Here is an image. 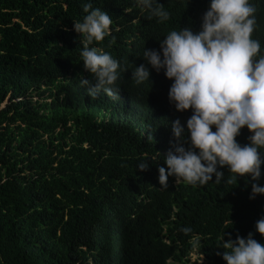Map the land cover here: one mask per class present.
Segmentation results:
<instances>
[{"label":"trees","instance_id":"obj_1","mask_svg":"<svg viewBox=\"0 0 264 264\" xmlns=\"http://www.w3.org/2000/svg\"><path fill=\"white\" fill-rule=\"evenodd\" d=\"M158 2L167 21L149 19L135 0H0V264H191L194 250L207 264H226L224 232L235 239L251 231L264 243L255 231L264 194L249 199L247 174L236 178L224 166L231 183L158 182L175 143L171 121L186 134L191 110L169 102L163 70L150 68L142 83L131 72L169 30H198L209 0ZM250 2L251 37L264 54V0ZM85 3L113 20L110 35L90 46L125 68L115 98L91 97L79 84L94 82L72 28ZM250 134L244 126L235 139L245 144ZM145 158L147 169H138Z\"/></svg>","mask_w":264,"mask_h":264},{"label":"clouds","instance_id":"obj_2","mask_svg":"<svg viewBox=\"0 0 264 264\" xmlns=\"http://www.w3.org/2000/svg\"><path fill=\"white\" fill-rule=\"evenodd\" d=\"M135 3L147 11L149 19L155 17L158 23L169 19V12L158 0ZM82 10L85 15L73 21L72 28L79 34L83 68L94 74V82L81 78L79 84L86 86L91 97L103 92L115 98L117 81L125 68L110 53L90 46L110 35L113 20L107 11L91 3H85ZM254 13L250 0H209L198 30H169L159 39V50L143 49L145 63L132 69L135 83L149 80L150 68L157 73L163 70L171 80L169 102L177 111L191 110L185 122L186 134L178 118L171 121L175 143L170 142L172 146L163 156L166 167H158L161 187H168L169 177L193 186L209 181L231 183L232 177L225 179L220 170L226 166L236 178L247 174L251 181L249 199L264 194V185L257 183L264 164V54H259L260 42L251 37ZM244 126L251 134L248 143L241 144L235 137ZM136 167L147 169L146 158ZM135 214L131 215L137 217ZM131 221L137 226L135 219ZM181 231L187 234L191 228ZM255 231L264 236V214L255 221ZM226 235L229 238L224 240ZM223 237L221 245L227 250L222 259L226 264H264V243L254 239L251 231L235 239L224 232ZM198 255L204 258L202 253Z\"/></svg>","mask_w":264,"mask_h":264},{"label":"rangeland","instance_id":"obj_3","mask_svg":"<svg viewBox=\"0 0 264 264\" xmlns=\"http://www.w3.org/2000/svg\"><path fill=\"white\" fill-rule=\"evenodd\" d=\"M52 86V85H51ZM4 106V105H3ZM132 212H136L134 209H133V211ZM136 216H137V214H135ZM131 218H132V220H134L135 219V221H136V217L134 216V215H131L130 216ZM136 223V222H135ZM132 224L134 225V222H132ZM135 227H137V226H135ZM134 227V228H135ZM191 264H207L206 262H205V260H204V258L202 257V256H199L198 255V253L197 252H195V253H192V255H191Z\"/></svg>","mask_w":264,"mask_h":264}]
</instances>
